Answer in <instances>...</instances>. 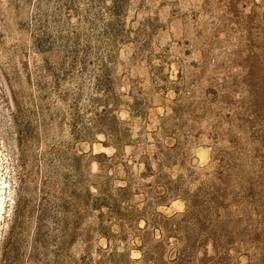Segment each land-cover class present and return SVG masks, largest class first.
<instances>
[{
	"label": "rangeland",
	"instance_id": "obj_1",
	"mask_svg": "<svg viewBox=\"0 0 264 264\" xmlns=\"http://www.w3.org/2000/svg\"><path fill=\"white\" fill-rule=\"evenodd\" d=\"M0 164V264H264V0H0Z\"/></svg>",
	"mask_w": 264,
	"mask_h": 264
},
{
	"label": "bare ground",
	"instance_id": "obj_2",
	"mask_svg": "<svg viewBox=\"0 0 264 264\" xmlns=\"http://www.w3.org/2000/svg\"><path fill=\"white\" fill-rule=\"evenodd\" d=\"M4 190H5V182H4L2 175H1V164H0V219H1V216H2L3 210H4V200H5Z\"/></svg>",
	"mask_w": 264,
	"mask_h": 264
}]
</instances>
